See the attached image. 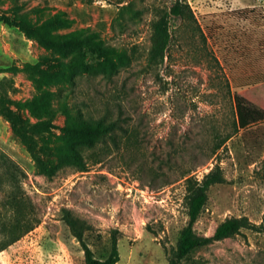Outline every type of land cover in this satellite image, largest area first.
Wrapping results in <instances>:
<instances>
[{
  "label": "rangeland",
  "instance_id": "374dc122",
  "mask_svg": "<svg viewBox=\"0 0 264 264\" xmlns=\"http://www.w3.org/2000/svg\"><path fill=\"white\" fill-rule=\"evenodd\" d=\"M173 1L0 0V264H84L69 221L96 257L115 238L116 264H168L187 179L216 167L195 234L258 229L179 264H264V148L242 137L264 128V0H183L194 19L171 17L149 63Z\"/></svg>",
  "mask_w": 264,
  "mask_h": 264
},
{
  "label": "trees",
  "instance_id": "16d2710c",
  "mask_svg": "<svg viewBox=\"0 0 264 264\" xmlns=\"http://www.w3.org/2000/svg\"><path fill=\"white\" fill-rule=\"evenodd\" d=\"M194 19L193 13L187 3L183 0H174L172 5L163 11L152 25V44L149 63L162 62L166 56V50L171 40L170 33V18ZM73 34L65 35L60 40L73 39ZM55 40V37H52ZM98 52L103 53L105 59L104 66H113L112 60L107 55L105 48L101 45L95 47ZM100 65V63H99ZM92 68L91 66L89 67ZM105 72V71H102ZM106 73V72H105ZM109 77V76H108ZM103 119L97 120L93 124V129H97ZM244 148L247 151L250 159L255 158V155L264 148V128H248L242 132ZM219 145L217 146V148ZM225 181L222 170L219 167L211 170L203 176L201 180L187 179V193L185 195V206L187 210V223L181 229L175 249L171 252L168 264H179L180 261L187 256L194 248L203 246L214 240H222L236 234H239L242 229H255L258 227L253 224L245 216L229 217L219 223L212 236H198L194 232V224L196 223L200 213L202 212L207 200L208 190L214 184H220ZM70 227L74 230L76 237L81 243L83 251L84 264H116L119 261V253L117 249L116 239L111 241L110 251L104 258L96 257L88 244L82 239V235L74 227L73 221H69Z\"/></svg>",
  "mask_w": 264,
  "mask_h": 264
}]
</instances>
